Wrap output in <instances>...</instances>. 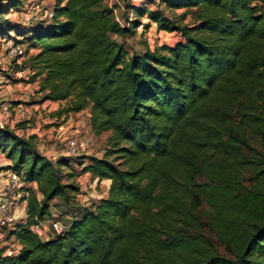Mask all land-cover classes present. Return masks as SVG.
I'll use <instances>...</instances> for the list:
<instances>
[{
    "label": "trees",
    "instance_id": "1",
    "mask_svg": "<svg viewBox=\"0 0 264 264\" xmlns=\"http://www.w3.org/2000/svg\"><path fill=\"white\" fill-rule=\"evenodd\" d=\"M20 1L0 0V38L26 44L16 68L42 101L64 103L50 117L88 109L91 132L107 133L81 169L110 184L73 203L79 184L61 167L74 157L52 160L35 135L0 128L6 169L40 194L27 189L9 232L19 251L0 247V264H264V0H159L166 12L146 0L120 17L106 0H56L50 21L23 26L3 17ZM151 23L175 42L128 54L112 37ZM56 197L75 211L63 234L40 239L30 226Z\"/></svg>",
    "mask_w": 264,
    "mask_h": 264
},
{
    "label": "rangeland",
    "instance_id": "2",
    "mask_svg": "<svg viewBox=\"0 0 264 264\" xmlns=\"http://www.w3.org/2000/svg\"><path fill=\"white\" fill-rule=\"evenodd\" d=\"M41 1L43 2V5L45 4L46 8H52L56 0ZM141 1L142 0H106V3L111 6H118L116 8L115 14L117 17H120L122 15L121 12H123L122 8H125L126 4L133 3L134 5H137ZM25 2H28V0H21L20 4L16 8H12L6 14H4L3 17L6 19V21L14 25L23 26V18L20 8ZM158 2L159 0H152L149 2L147 4L148 9L156 10L157 8H163L166 12L167 10L164 5H158ZM181 12L182 10L179 9L175 11V14H179ZM129 17H132V15H129ZM141 21L146 23L148 22V19L146 16H143ZM190 21V16H187L183 23H189ZM33 22H37V20H34ZM112 37L123 42L128 54H133L143 50L145 45H148L150 48H154L156 45L172 44L177 38L176 34H168L158 31L156 25L152 24L146 31H143L142 27H138L134 36H126L123 39L114 36ZM21 44L25 48V55L21 59L22 63L27 58L28 53H26V44ZM4 53L5 51L3 49V45L0 42V128L7 127L18 136L25 137L28 135H35L38 151L48 155L52 160H57L59 157L64 159L68 158V156L63 154L66 148L64 136H74L73 127L75 125H72V122L76 124V127L79 129L81 135L90 136L92 138V145L87 151L79 152L80 154L78 157L70 159L67 165L61 167V170L63 174H67L68 171L72 172L75 175L76 183L80 182L83 184L82 190L79 191L76 196H73V203L86 206L93 201L98 200V196L102 195L104 186H98L95 182H92L89 175L84 174L82 169L79 167L80 165L78 166L77 164L84 158L90 156H100L105 145L103 138L96 136H106V134L102 133L100 135H95L91 132L86 110H83L77 114H71V120L68 121L66 117L56 120L55 117L49 116L52 112L58 109V106L51 107L50 105H45L44 107L39 106L35 108L37 104L40 105L42 102V94H38L37 89L35 88L36 85L29 81L30 74L27 73L28 70L27 72H25V70L18 71L16 66L18 67L20 64L14 62H5ZM1 67L5 69H1ZM17 73L19 75H17ZM19 98L26 99L23 101L24 106L27 108V118L25 119H20L15 114V107L19 102ZM3 102H7L10 105L7 113H2L1 111V104ZM49 120L53 121V123H48ZM53 142H55L59 151L55 153L54 158L51 157L53 153L49 149V144ZM10 164L11 161L6 157L5 151H0V179L4 177L3 174L8 171L6 166ZM63 180L66 181L67 179L64 177ZM37 186V183L36 186L32 184L30 189L34 190L37 196L40 198ZM49 205L50 215L41 221V223L44 225H47L48 221L52 220V218L59 219L60 222L66 224L72 216L71 213L75 211L73 208L72 212L71 210L69 211V208L64 204V200L60 197L54 198L49 202ZM205 218L206 217L202 215V221L204 224L206 220ZM22 219L24 218L19 216V218H17V220L8 227L9 232L15 229L16 225L21 222ZM8 237L9 239H14V236H11L10 233H8ZM212 239L216 250L221 254L228 255L224 244H222L214 236H212Z\"/></svg>",
    "mask_w": 264,
    "mask_h": 264
},
{
    "label": "built area",
    "instance_id": "3",
    "mask_svg": "<svg viewBox=\"0 0 264 264\" xmlns=\"http://www.w3.org/2000/svg\"><path fill=\"white\" fill-rule=\"evenodd\" d=\"M141 3H143V0L137 5ZM20 9L23 25H28L34 20L45 23L50 21L53 15V8H46L41 0H28ZM10 34L11 37L9 38H0V42L5 51L4 61L7 63L14 62L21 64V59L25 55V48L20 42L12 38L15 37L14 33L11 32ZM23 101L24 100H19L15 107V114L20 119L27 118V108L24 106ZM9 107L10 105L7 102H3L1 104L2 113H7ZM73 129L74 136H64L66 148L63 154L68 157H78L80 154L79 152L87 151L92 145L90 136L81 135L76 126H74ZM103 152H101L100 156L96 157H101ZM3 176L4 177L0 179V247L3 248V255L12 256L19 251V245L15 238L9 239L8 227L12 225L19 216L25 218L26 200L24 197L28 194L27 189L30 188L34 182L26 181L20 173L12 170L6 171ZM65 228V225L60 222L59 219L49 220L47 225L40 222L30 226L32 232L43 240L49 239L54 235L63 234Z\"/></svg>",
    "mask_w": 264,
    "mask_h": 264
},
{
    "label": "crops",
    "instance_id": "4",
    "mask_svg": "<svg viewBox=\"0 0 264 264\" xmlns=\"http://www.w3.org/2000/svg\"><path fill=\"white\" fill-rule=\"evenodd\" d=\"M64 1V0H63ZM152 25H155L154 23H151ZM162 32V31H161ZM166 33V32H165ZM114 37H117V36H114ZM30 51H32V52H29V53H34L35 52V50H30ZM1 69H5V68H2L1 67ZM24 72V71H23ZM25 72H27V70H25ZM28 74H30V72H27ZM17 75H19L18 73H17ZM32 83H34L36 86H35V88L37 89L38 88V86H37V81H34V82H32ZM38 93V92H37ZM38 94H40L41 95V93H38ZM23 98H19L18 100H22ZM24 101L26 100V99H23ZM63 102H59V101H49V100H45V101H42L41 103H40V105L39 104H37L36 106H35V108H37V107H39V106H41V107H44L45 105H50L51 107H54V106H60V104H62ZM84 110H86V114H87V116H88V124H89V111H88V109H84ZM83 111V110H82ZM82 111H80V112H82ZM80 112H77V113H80ZM76 113V114H77ZM71 114H75V113H69L68 114V116L66 117L67 119H68V121H70L71 120ZM63 117L64 116H62L60 119H63ZM48 123H53V121H51V120H49L48 121ZM55 123V122H54ZM71 125V124H70ZM72 125H75V126H77L76 124H74L73 122H72ZM90 127V126H89ZM106 134V136H107V133H105ZM106 136H96V137H102L103 138V140H104V145H105V140H106ZM91 138V137H90ZM91 140H92V138H91ZM58 147L56 146V144H55V142H53V143H51V144H49V149H50V151L53 153V155L51 156L52 158H54V156H55V153H57V152H59L58 151V149H57ZM46 156H48V155H46ZM49 157V156H48ZM88 163V161H87V159L86 158H84L83 159V164L82 165H80L79 163L77 164L80 168H82L85 164H87ZM84 174H86V175H89V177H90V179H91V181L92 182H95L96 183V185H98V186H100V185H103L104 186V190H103V192H102V195L101 196H98V198H102V197H105L106 195H107V191H108V187H109V184H110V181L109 180H107V179H104V180H100V181H98L96 178H93V177H91V175L88 173V172H84ZM33 185H35L36 186V183L34 182V183H32ZM79 184V188H80V191L82 190V187H83V184H81L80 182L78 183Z\"/></svg>",
    "mask_w": 264,
    "mask_h": 264
}]
</instances>
